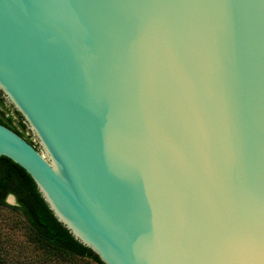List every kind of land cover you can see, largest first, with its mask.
I'll use <instances>...</instances> for the list:
<instances>
[{"label": "water", "instance_id": "1", "mask_svg": "<svg viewBox=\"0 0 264 264\" xmlns=\"http://www.w3.org/2000/svg\"><path fill=\"white\" fill-rule=\"evenodd\" d=\"M0 93L104 264H264V0H0Z\"/></svg>", "mask_w": 264, "mask_h": 264}, {"label": "trees", "instance_id": "2", "mask_svg": "<svg viewBox=\"0 0 264 264\" xmlns=\"http://www.w3.org/2000/svg\"><path fill=\"white\" fill-rule=\"evenodd\" d=\"M0 123L11 128L37 147L22 117L0 93ZM14 196L9 205L7 196ZM11 206L24 218L28 241L38 257L32 264H104L89 248L75 240L54 218L29 174L5 156H0V207ZM0 255V264H11Z\"/></svg>", "mask_w": 264, "mask_h": 264}, {"label": "rangeland", "instance_id": "3", "mask_svg": "<svg viewBox=\"0 0 264 264\" xmlns=\"http://www.w3.org/2000/svg\"><path fill=\"white\" fill-rule=\"evenodd\" d=\"M13 205L15 200L7 201ZM11 264H32L38 251L28 241V230L22 215L11 206L0 207V255Z\"/></svg>", "mask_w": 264, "mask_h": 264}]
</instances>
